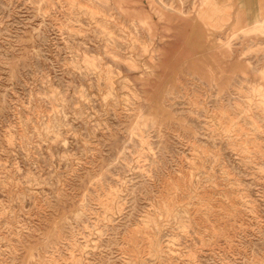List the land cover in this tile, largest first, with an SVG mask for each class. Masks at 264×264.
<instances>
[{"label": "rangeland", "instance_id": "rangeland-1", "mask_svg": "<svg viewBox=\"0 0 264 264\" xmlns=\"http://www.w3.org/2000/svg\"><path fill=\"white\" fill-rule=\"evenodd\" d=\"M0 264H264V0H0Z\"/></svg>", "mask_w": 264, "mask_h": 264}]
</instances>
